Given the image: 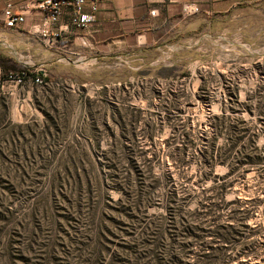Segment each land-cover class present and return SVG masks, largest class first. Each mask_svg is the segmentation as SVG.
<instances>
[{
    "label": "rangeland",
    "instance_id": "1",
    "mask_svg": "<svg viewBox=\"0 0 264 264\" xmlns=\"http://www.w3.org/2000/svg\"><path fill=\"white\" fill-rule=\"evenodd\" d=\"M126 53L39 65L41 87L0 86V264H114L136 191L157 177L155 205L169 192L189 211L244 201L264 236V165L225 177L205 158L214 138L228 150L232 124L264 158V3Z\"/></svg>",
    "mask_w": 264,
    "mask_h": 264
},
{
    "label": "trees",
    "instance_id": "2",
    "mask_svg": "<svg viewBox=\"0 0 264 264\" xmlns=\"http://www.w3.org/2000/svg\"><path fill=\"white\" fill-rule=\"evenodd\" d=\"M0 67L1 80L9 74H34L18 69L12 60L1 55ZM230 130L233 135L227 138L228 150L218 153L214 138L205 156L206 163L214 162L226 167L225 177L242 167L249 170L264 165L255 140L248 139L241 144L243 137L235 136L236 125L232 124ZM237 147L250 152L232 153V149ZM125 160L133 170L142 165L136 159L126 157ZM147 162L151 163V160ZM159 179L154 178L147 188L136 191L128 217L129 240L126 244L122 241L117 243L112 257L114 264H264L261 257L264 236L248 223L253 208L246 206V202L194 201L195 205L189 211L190 201H175V194L169 192L165 195L166 201H157L155 205L150 201V195L162 184ZM217 183L214 181L211 189L223 187ZM153 206L154 213L148 215L147 209Z\"/></svg>",
    "mask_w": 264,
    "mask_h": 264
},
{
    "label": "crops",
    "instance_id": "3",
    "mask_svg": "<svg viewBox=\"0 0 264 264\" xmlns=\"http://www.w3.org/2000/svg\"><path fill=\"white\" fill-rule=\"evenodd\" d=\"M42 1L0 0V55L12 60L18 69L32 73L39 65L71 61L75 56L112 57L122 50H127V56L158 52L160 47L174 45L192 33L212 29L219 19L264 3V0H100L95 20L88 29H73L66 12L57 24L63 30L60 38L52 47H45L32 33L43 17L39 10ZM6 5L22 15L24 22L6 28L3 18ZM184 5H194L198 13L183 16ZM1 74L0 67V77Z\"/></svg>",
    "mask_w": 264,
    "mask_h": 264
},
{
    "label": "built area",
    "instance_id": "4",
    "mask_svg": "<svg viewBox=\"0 0 264 264\" xmlns=\"http://www.w3.org/2000/svg\"><path fill=\"white\" fill-rule=\"evenodd\" d=\"M99 2L100 0H43L39 5L43 17L40 24L33 27L32 33L43 46L52 47L63 31L57 24L66 12L73 29L86 30L95 20ZM181 12L183 16H192L198 13V9L194 5H184ZM3 18L8 29L24 22V17L16 14L11 5H6ZM44 78L42 70L34 72L32 76H27L26 73L9 74L4 80L0 77V86L5 84L14 88L23 87L29 81L33 86L41 87L45 83Z\"/></svg>",
    "mask_w": 264,
    "mask_h": 264
}]
</instances>
